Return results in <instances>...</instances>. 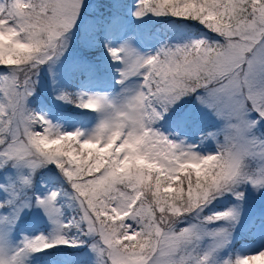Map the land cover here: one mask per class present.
I'll return each mask as SVG.
<instances>
[{
  "label": "snow or ice",
  "instance_id": "snow-or-ice-1",
  "mask_svg": "<svg viewBox=\"0 0 264 264\" xmlns=\"http://www.w3.org/2000/svg\"><path fill=\"white\" fill-rule=\"evenodd\" d=\"M0 264H264V0H0Z\"/></svg>",
  "mask_w": 264,
  "mask_h": 264
},
{
  "label": "trees",
  "instance_id": "trees-1",
  "mask_svg": "<svg viewBox=\"0 0 264 264\" xmlns=\"http://www.w3.org/2000/svg\"><path fill=\"white\" fill-rule=\"evenodd\" d=\"M156 20H159L160 22H164L165 26L164 28H166L167 32H174L176 30H184V31H198V26L194 25L192 23L189 22H184V21H176V20H172L170 18H156L153 17ZM222 207H224V205H222Z\"/></svg>",
  "mask_w": 264,
  "mask_h": 264
},
{
  "label": "rangeland",
  "instance_id": "rangeland-1",
  "mask_svg": "<svg viewBox=\"0 0 264 264\" xmlns=\"http://www.w3.org/2000/svg\"><path fill=\"white\" fill-rule=\"evenodd\" d=\"M152 19V18H151ZM151 19H148V20H146V24H148L149 23V20H151ZM152 21V20H151ZM156 31H159L158 29H156ZM160 32V31H159ZM179 32H181V33H184V34H194V33H196L197 31H195V30H193V31H182V30H180ZM222 205H225V204H223V203H221V204H218L217 205V207L218 208H223L222 207ZM226 206V205H225ZM224 206V207H225ZM237 247H239V245L237 246ZM254 247V246H253ZM251 250H253V248H246V249H244V252L246 253L247 251H251Z\"/></svg>",
  "mask_w": 264,
  "mask_h": 264
}]
</instances>
